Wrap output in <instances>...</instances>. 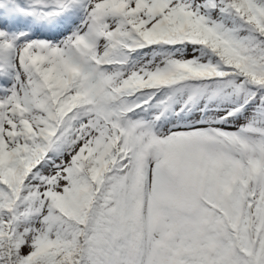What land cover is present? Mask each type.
Returning a JSON list of instances; mask_svg holds the SVG:
<instances>
[{"label":"snow or ice","instance_id":"1","mask_svg":"<svg viewBox=\"0 0 264 264\" xmlns=\"http://www.w3.org/2000/svg\"><path fill=\"white\" fill-rule=\"evenodd\" d=\"M0 264H264V0H0Z\"/></svg>","mask_w":264,"mask_h":264}]
</instances>
